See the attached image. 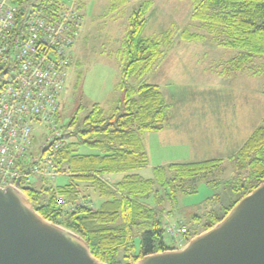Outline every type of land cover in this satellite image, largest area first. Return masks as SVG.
Returning a JSON list of instances; mask_svg holds the SVG:
<instances>
[{
  "label": "trees",
  "instance_id": "16d2710c",
  "mask_svg": "<svg viewBox=\"0 0 264 264\" xmlns=\"http://www.w3.org/2000/svg\"><path fill=\"white\" fill-rule=\"evenodd\" d=\"M72 1L11 0L19 14L38 8L46 19H56L59 11ZM127 1L119 0L121 5ZM151 6L152 0H144L131 13L129 29L122 42L125 63L119 82L122 96L117 105L106 111L94 103L82 119L83 127L78 131L82 138L80 143L94 152H80L63 142L53 153V159L57 165L67 166L68 181L55 188L45 179L39 188L22 187L40 216L80 235L91 254L108 264H131L144 255L173 249L164 241L166 223L163 218L171 210L160 205L164 200L175 199L177 193L195 192L193 188L184 187V181L206 177L220 164V161H204L156 166L152 178L137 172L148 164L141 133L161 130L168 110L156 84L128 83L129 77H141L154 67L162 55V43L172 36L170 31L162 37L141 35ZM191 8V18L198 23L201 33L186 28L180 35L188 38L209 36L218 45L236 50L230 61L234 70H243L253 58L264 56V0H191ZM57 117L58 114L55 122ZM75 120L76 117H72L70 125ZM51 148L52 143L47 146ZM232 158L236 166L248 168L247 177L240 179L242 170L234 177L235 188L243 197L264 180V122ZM104 176L117 179L108 182ZM247 178H250L248 185ZM92 192L99 200L96 206ZM58 196L64 198V204L57 203ZM77 201L81 203L76 204ZM236 202L227 206L220 216L213 211L206 213L203 219L194 215L197 225L187 227L185 235L193 237L209 229ZM71 204L74 207L68 210Z\"/></svg>",
  "mask_w": 264,
  "mask_h": 264
},
{
  "label": "rangeland",
  "instance_id": "374dc122",
  "mask_svg": "<svg viewBox=\"0 0 264 264\" xmlns=\"http://www.w3.org/2000/svg\"><path fill=\"white\" fill-rule=\"evenodd\" d=\"M142 1L144 0H128L122 5L119 0H73L71 2L82 14V24L72 46L73 59L67 67V79L59 96L61 107L57 113L54 128L36 121L33 124L35 129L30 147V153L33 156L39 158L42 149L50 144L48 138L54 132L58 133L62 142L70 143L78 151L94 152L81 145L82 138L78 131L83 127L82 119L94 103L110 111L122 96L119 88L125 63L122 42L129 29L131 13L138 9ZM152 2L146 14L147 20L141 31L142 36L162 37L164 33L170 31L172 36L165 40L168 38L171 40L184 28L190 32L201 33L198 23L191 19L190 0H152ZM169 40L162 43V51L165 54ZM189 48L190 51L176 50L175 54L170 53L169 59L159 58L154 67L143 76L129 77V85H138L142 82L156 84L166 103L179 102V105L189 112L185 117H192L193 125L198 128L193 133L194 137L199 139L196 142L193 141L194 146L202 147L207 144L200 138L208 139L209 144L212 142V138L216 135L214 128L218 125L219 119L225 120L224 117L235 110L229 106L232 100L240 102L245 98L250 107L248 120L252 123L262 117L263 123L264 56L253 58L248 67L242 71H222L228 67L225 61L236 55V50L216 47L209 40L203 41L202 45H193ZM168 72H173L174 75L168 76ZM205 101L207 102L203 105ZM74 116L76 120L70 125V120ZM205 116L210 118H204ZM196 119L199 125H196ZM218 129H222L221 124ZM148 132L154 131L141 133L147 154L148 143L155 144L154 135ZM191 144L192 142L181 141L177 148H189ZM194 152L197 153L198 149L194 148ZM217 153L225 152L218 151L216 154L188 162L220 161L219 168L206 177L184 181L183 186L193 188L195 192L177 193L175 199L164 200L160 205L162 208L166 206L171 210L169 215L163 218L166 223L164 237L166 246L173 247L175 244L174 239L170 238L166 232L167 224L181 220L184 225L193 228L197 225L193 219L194 215L201 216L203 219L206 213L213 211L220 216L227 206L242 197L241 192L235 188L236 179L230 174L233 170L236 173L242 170L240 178L242 179L247 177L248 168L236 166L232 157L237 152L226 157H220ZM32 158L34 157H29L28 161L31 162ZM159 159L161 160V157L157 158ZM155 161L156 159H149L148 164L137 172L145 178H152L153 169L156 167ZM171 163L177 162L167 164ZM67 181L66 174H58L54 180L46 183L58 187ZM249 182L250 178H247L246 184L248 185ZM42 183H44L43 178L30 173L23 179L22 187L39 188ZM161 194H164L162 189ZM91 195L96 206L99 201L97 195L94 192ZM138 250L136 239L135 251Z\"/></svg>",
  "mask_w": 264,
  "mask_h": 264
},
{
  "label": "built area",
  "instance_id": "2783aa9c",
  "mask_svg": "<svg viewBox=\"0 0 264 264\" xmlns=\"http://www.w3.org/2000/svg\"><path fill=\"white\" fill-rule=\"evenodd\" d=\"M81 24L82 15L71 3L56 19H46L41 9L19 14L11 0H0V187L22 190L21 179L30 173L46 182L68 173L67 166H59L53 159L63 145L58 133L48 138L52 148L42 149L39 158L30 153V147L35 121L54 128ZM29 157H34L31 162ZM104 179L112 182L109 176ZM57 203L64 204V198L58 196ZM73 207L71 204L68 210ZM166 232L175 241L173 249L191 238L185 235L187 226L181 220L167 224Z\"/></svg>",
  "mask_w": 264,
  "mask_h": 264
},
{
  "label": "water",
  "instance_id": "95a60500",
  "mask_svg": "<svg viewBox=\"0 0 264 264\" xmlns=\"http://www.w3.org/2000/svg\"><path fill=\"white\" fill-rule=\"evenodd\" d=\"M0 264L108 263L80 235L40 216L21 189L6 186L0 187ZM134 264H264V180L183 247Z\"/></svg>",
  "mask_w": 264,
  "mask_h": 264
},
{
  "label": "crops",
  "instance_id": "0c3cea01",
  "mask_svg": "<svg viewBox=\"0 0 264 264\" xmlns=\"http://www.w3.org/2000/svg\"><path fill=\"white\" fill-rule=\"evenodd\" d=\"M153 4V2H152ZM191 4V0H190ZM192 19V18H191ZM194 21V20H192ZM185 29V28H184ZM182 31V30H181ZM180 31V32H181ZM205 40H209L213 45L216 47H221L223 49H229L223 46H220L216 43V41L209 36H201V37H184L182 35H177V37L172 38L168 42V50L166 54L162 52V59H169L170 53L175 54L176 50L181 51H190V46L193 45H202V42ZM172 54V55H173ZM179 54V53H178ZM168 56V58H167ZM235 56V55H234ZM230 57L226 60V64L228 63V67L222 71H242V70H234L231 68V59L234 57ZM160 57V58H161ZM230 69V70H228ZM169 75H174L173 72H168ZM207 101L203 103L206 104ZM168 110L166 121L164 127L161 130L148 132L150 135H154V142L148 143V160L156 159L155 163L156 166H161L162 164L166 165L170 162H177V163H188L194 162L198 159H202L204 157L213 155L216 152H225L223 154L217 153L220 157L221 156H229V154H235L243 143L247 140V138L252 134V132L262 123V117L257 119L254 122H250L249 119V105L246 103V99H242L240 102L232 100L229 104L230 108H234L235 110L226 115L224 118L225 120L219 119L218 125L215 126L214 132L215 136L212 138V142L209 144V140L206 138H200L204 140L207 144L202 147L194 146L193 141L196 142L199 140L198 138L194 137L193 133L198 130L193 125V118L192 117H185L187 110L179 105V102L174 103H167ZM201 105V103H199ZM208 113L206 114V116ZM204 118H210V117ZM196 125H199L198 120H195ZM219 124L222 125V129H218ZM212 131V130H211ZM205 132H209L205 130ZM222 135V138H221ZM192 142L189 148H177L179 142ZM144 145V144H143ZM194 148L198 149V152H194ZM161 157V160H157V158ZM198 162V161H197ZM231 177L234 178L236 176V171H231ZM117 178L112 177V180L115 181Z\"/></svg>",
  "mask_w": 264,
  "mask_h": 264
}]
</instances>
